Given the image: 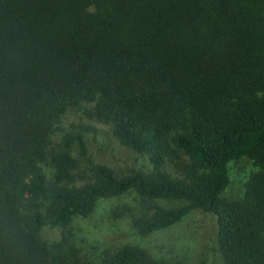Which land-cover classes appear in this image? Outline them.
I'll use <instances>...</instances> for the list:
<instances>
[{"label":"trees","instance_id":"1","mask_svg":"<svg viewBox=\"0 0 264 264\" xmlns=\"http://www.w3.org/2000/svg\"><path fill=\"white\" fill-rule=\"evenodd\" d=\"M88 103L146 166L94 161L86 126L54 135ZM242 158L255 170L228 200ZM128 192L138 236L198 209L223 264H264V0H0V264H92L65 229ZM99 264L166 263L129 244Z\"/></svg>","mask_w":264,"mask_h":264},{"label":"rangeland","instance_id":"2","mask_svg":"<svg viewBox=\"0 0 264 264\" xmlns=\"http://www.w3.org/2000/svg\"><path fill=\"white\" fill-rule=\"evenodd\" d=\"M90 106L88 103L68 108L60 116L54 135L86 126L83 134L86 150L94 161L107 165L116 174L146 166L144 155L118 144L105 125L86 116L83 110ZM254 170V164L246 158L230 161L229 180L222 197L231 200L240 196L247 177ZM156 203L165 206L180 204L165 200H158ZM141 205L142 202L133 192L101 199L88 216H74L65 230L79 255L89 259L92 264H99L105 253H112L129 244L139 245L153 258L163 260L166 264H223L216 248L214 215L198 209L192 210L175 224L140 237L135 232L131 219ZM60 232V228L44 226L40 235L43 239L52 241L59 238Z\"/></svg>","mask_w":264,"mask_h":264}]
</instances>
